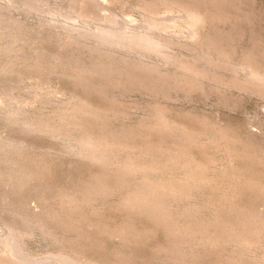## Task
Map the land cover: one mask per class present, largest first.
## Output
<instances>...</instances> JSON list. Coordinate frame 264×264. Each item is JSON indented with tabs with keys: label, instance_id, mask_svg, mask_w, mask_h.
Wrapping results in <instances>:
<instances>
[{
	"label": "rangeland",
	"instance_id": "1",
	"mask_svg": "<svg viewBox=\"0 0 264 264\" xmlns=\"http://www.w3.org/2000/svg\"><path fill=\"white\" fill-rule=\"evenodd\" d=\"M103 26L171 45L99 49ZM249 69L264 73V0H0V264H264Z\"/></svg>",
	"mask_w": 264,
	"mask_h": 264
},
{
	"label": "bare ground",
	"instance_id": "2",
	"mask_svg": "<svg viewBox=\"0 0 264 264\" xmlns=\"http://www.w3.org/2000/svg\"><path fill=\"white\" fill-rule=\"evenodd\" d=\"M75 1V0H74ZM89 1V0H88ZM98 2V1H97ZM35 3V2H34ZM98 4V3H97ZM191 9V8H190ZM193 10V9H192ZM189 11V9H188ZM191 11V10H190ZM189 11V12H190ZM85 12V11H84ZM195 12V11H193ZM81 13V12H80ZM197 13V12H196ZM83 15V13H82ZM80 15V16H82ZM190 15V19L192 20L191 23L195 24L196 21H198L197 17H196V14L195 13H191L189 14ZM86 16V14L84 15ZM89 16V15H88ZM113 16V15H112ZM200 16V15H199ZM189 17V16H188ZM86 18V17H85ZM114 18V17H113ZM111 19V18H110ZM88 20V18H87ZM150 20V19H149ZM111 21V20H110ZM201 21V20H200ZM108 22V21H107ZM150 22V21H149ZM203 23V22H202ZM196 25V24H195ZM195 25H192V26H195ZM102 26V25H101ZM167 26V25H166ZM165 24H161L159 22H156V20H152L151 21V28H155L156 30H163L165 27ZM75 27V28H74ZM76 27L77 26H72V29L74 28L76 30ZM117 29V28H116ZM116 29H113V28H110V27H98V30L97 32L93 31V32H87V35L89 34V36H91L92 34V38L93 36L95 37V35L97 37H95L94 40L98 41L99 44L98 46L101 44V46L104 44V46H117V47H121V48H125V49H130V48H133L134 47L136 48L137 47H140L141 50L142 48L146 50H151V51H159L161 53V51L165 48L166 49V44H169V46L171 45L170 41L169 43H165L162 38H157L153 33H151L150 31H147V32H138L135 30H116ZM166 29V28H165ZM74 32V31H73ZM91 33V34H90ZM95 33V35H94ZM157 33V32H156ZM73 36V35H72ZM76 36V35H75ZM87 36V37H89ZM70 38V37H69ZM165 40V39H164ZM167 41V42H168ZM95 45H96V42H95ZM94 46V45H93ZM103 46V47H104ZM97 47V46H96ZM95 47V48H96ZM208 47V46H207ZM217 48V47H216ZM215 48V49H216ZM99 49L100 46H99ZM167 50V49H166ZM165 50V51H166ZM218 50V49H217ZM97 51V50H96ZM216 51V50H214ZM164 52V51H163ZM208 52V51H207ZM158 53V52H157ZM164 54V53H163ZM218 54V53H217ZM167 55V53L165 54ZM164 55V56H165ZM169 56V55H168ZM221 56V55H220ZM112 58V57H111ZM167 59H172L171 57H166ZM218 58V57H217ZM197 59V58H196ZM209 59V58H208ZM121 61V60H120ZM210 61V60H209ZM119 63V62H118ZM143 63V62H142ZM186 64V63H185ZM227 64V63H226ZM101 65V64H99ZM187 65H190V64H186ZM104 65L102 64L101 66H99V68L104 71L103 69L105 68V66L103 67ZM153 66V65H152ZM185 66V65H184ZM193 66V65H192ZM192 66L190 67V73L191 74H196V76H193V77H197L199 75V71H197L195 68L193 69ZM95 67H97L95 65ZM155 67V66H154ZM215 67V66H214ZM220 67V66H219ZM98 68V70H99ZM189 68V67H188ZM89 69V68H88ZM95 69V68H93ZM109 69V68H107ZM107 69L105 70L104 73H107ZM149 69V68H148ZM97 70V69H96ZM97 70V71H98ZM147 70V69H146ZM151 70V69H150ZM149 70V71H150ZM239 70V69H237ZM82 71V70H81ZM121 71V70H120ZM119 71V72H120ZM159 71V70H157ZM80 72V71H79ZM109 72V71H108ZM189 72V71H188ZM83 73V72H82ZM95 73V72H94ZM110 73V72H109ZM153 73V71H152ZM155 73V72H154ZM204 73V72H203ZM84 74V73H83ZM130 74V72H129ZM149 74V73H148ZM79 75V74H78ZM132 75V74H131ZM247 78H248V81L250 84H254V85H257V86H264V73H261L260 70L259 71H256V70H252V69H249L247 70ZM124 76V75H123ZM137 76V75H136ZM192 76V75H191ZM119 78V77H118ZM137 78V77H136ZM147 78V77H146ZM192 78V77H191ZM148 79V78H147ZM223 82V81H222ZM244 83V82H243ZM253 85V86H254ZM262 91V90H261ZM164 120V119H163ZM63 127V126H62ZM41 128V127H40ZM52 128V127H51ZM193 139V138H192ZM72 146V145H71ZM76 146V145H75ZM112 146V145H111ZM110 146V144L104 142V141H101V140H98L96 139L95 137H91V136H86V137H83L81 142L79 143V147L81 148V152H84L94 158H105L107 157V154L109 151L112 150V147ZM121 149V148H120ZM123 150V149H122ZM161 151V150H160ZM147 152V151H146ZM157 152V151H156ZM164 152V151H163ZM148 153V152H147ZM170 153V152H169ZM135 154V153H134ZM160 154V153H159ZM145 155V154H144ZM176 156V155H175ZM158 157V156H157ZM135 161V160H134ZM132 161V160H129L127 161L126 163H124L123 165H121L119 167V171H120V175H126L127 173H129L131 175V173L135 172L136 170L138 171V168H137V165L135 164V162ZM139 162V161H138ZM171 162V161H170ZM168 164V163H167ZM177 164V163H176ZM141 167V166H140ZM141 170L143 171L142 167H141ZM134 174V173H133ZM132 174V175H133ZM128 175V174H127ZM126 179V178H125ZM146 180V179H145ZM148 180V179H147ZM131 182V181H129ZM150 182V181H149ZM137 183V182H136ZM154 183V182H153ZM143 184V182H142ZM97 185V184H96ZM154 185V184H153ZM161 186V185H160ZM89 187V186H88ZM99 187V186H98ZM163 187V186H162ZM155 187L153 186H149V185H140V186H137V188L135 189V192L134 194L132 195V199L136 198V199H142L144 197H147V196H154L155 195V192L158 190H155L154 189ZM132 190V189H131ZM97 192V191H96ZM104 193V192H103ZM94 194V193H93ZM157 194V193H156ZM159 195V193L157 194ZM166 199V198H165ZM144 200V199H142ZM152 200V199H151ZM162 200V199H161ZM145 201V200H144ZM168 201V200H167ZM143 202V201H142ZM146 202V201H145ZM153 203V202H151ZM135 205V204H134ZM165 205V204H164ZM171 206V205H170ZM157 207V206H156ZM170 208V207H169ZM160 209V208H159ZM168 209V208H167ZM169 210V209H168ZM161 211V210H160ZM163 212V211H162ZM152 213V212H151ZM167 213V212H166ZM166 215V214H165ZM56 216V215H55ZM163 218V217H162ZM164 219V218H163ZM251 219V218H250ZM244 220V219H243ZM251 221V220H250ZM255 224V223H254ZM251 225V224H250ZM257 225V224H256ZM245 226V225H244ZM253 226V225H252ZM226 228V227H225ZM237 228V227H236ZM253 228V227H252ZM175 231V230H174ZM239 231V230H238ZM248 231V230H247ZM253 231V230H252ZM234 232V231H232ZM249 232V231H248ZM194 233V232H193ZM176 234V233H175ZM206 236V235H205ZM248 236V235H247ZM256 236V235H255ZM235 237V236H234ZM183 238V237H181ZM256 238V237H255ZM184 239V238H183ZM231 239V238H230ZM247 240V239H246ZM180 241V240H179ZM244 241V240H243ZM244 243V242H243ZM179 246V245H178ZM246 246V245H245ZM184 249V248H183ZM264 249V248H263ZM182 253V252H181ZM9 264H41L37 261H35L34 259H28V257H25V258H19V259H14L11 260V262ZM43 264V263H42Z\"/></svg>",
	"mask_w": 264,
	"mask_h": 264
}]
</instances>
